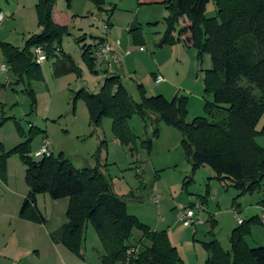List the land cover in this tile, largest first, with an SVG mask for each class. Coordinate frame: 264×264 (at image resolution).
I'll return each instance as SVG.
<instances>
[{
  "label": "rangeland",
  "instance_id": "rangeland-1",
  "mask_svg": "<svg viewBox=\"0 0 264 264\" xmlns=\"http://www.w3.org/2000/svg\"><path fill=\"white\" fill-rule=\"evenodd\" d=\"M75 1L67 6L65 0H56L57 10L65 12L70 23L68 33L60 39L54 55L40 66L41 81H31L29 87L23 86L14 83L8 68L0 72V155L24 140L17 133L15 124L25 133L32 127L37 130L29 143L28 156L33 161L38 160L32 153L46 139L53 156L62 154L77 170L96 169L110 183L113 193L124 196L129 215L151 231L167 233L182 264H204L203 244L211 241L228 251L231 231L240 226L231 212L233 209L237 212L232 203L236 193L229 181L213 180L208 167L191 172L189 160L180 147L179 132L160 121L155 123V114H148L145 122L135 114L127 121L135 141L124 147L112 135L109 118H103L95 130L89 126L83 101L73 100L76 92L83 90L95 94L105 77L118 76L133 103L140 102L138 84L142 85L145 98L163 96L159 92L166 90V97H163L167 101L174 96L186 98L187 123L197 117L214 122L215 112L204 111L205 101L211 102L203 86V72L211 67L209 56L203 55L200 63L197 52L186 46L183 40L160 45L167 17L161 3L150 20H143L142 8L137 6L136 0H107L105 9L112 10L111 14L97 12L86 0ZM9 3L18 8L7 18L1 13L0 43L20 49L30 36L39 32L34 8L36 0H9ZM215 13L214 0H209L204 17L213 18ZM107 20L113 27L111 36L120 43L118 52L123 56L119 64H111L107 73L99 69L92 72L82 59L81 48L106 36L102 26ZM132 21L140 29L139 43H133L126 33L125 24ZM178 26L179 23L172 34L174 37ZM61 59H68L73 70L56 74V63ZM0 65L6 66L1 54ZM155 74L163 78L160 86L154 84ZM27 87L34 94L33 107L24 91ZM263 123L264 114L257 131ZM155 125L157 137H153ZM144 140L151 141L149 154L140 143ZM254 143L264 149V135L255 137ZM5 160V178L0 181V264H82L81 259L52 245L48 238V234L66 223L68 200H52L48 195H38L37 209L45 222L35 224L17 218L19 205L16 200L25 189V168L16 155L7 156ZM244 198L264 199V182L260 193L245 194ZM200 201L201 210L197 211L193 206ZM183 208H192L203 223L183 227L178 222ZM256 208L245 205L237 218L244 224L252 218L259 219L261 213ZM250 225L245 237L247 245L264 248V225ZM140 239L141 233L133 229L128 243L134 245ZM80 251L85 264H99L98 257L103 250L89 224L85 226Z\"/></svg>",
  "mask_w": 264,
  "mask_h": 264
},
{
  "label": "trees",
  "instance_id": "trees-1",
  "mask_svg": "<svg viewBox=\"0 0 264 264\" xmlns=\"http://www.w3.org/2000/svg\"><path fill=\"white\" fill-rule=\"evenodd\" d=\"M70 1L65 0L67 6ZM86 1L97 12L111 14L112 10H105L107 0ZM208 2L164 0L166 30L160 45L183 40L197 52L199 62L203 55L209 56L211 67L203 72V86L211 102L205 101L204 111L209 114L214 111L216 121L197 117L187 123L185 97L174 96L171 101L160 95L145 98L139 84L136 88L140 102L133 103L118 76L105 77L95 94L76 92L73 100L83 101L91 128L96 130L103 118H109L112 135L124 147L135 141L127 126L133 115L143 122L148 114L157 115L155 123L160 121L181 135L180 147L189 160L191 172L205 166L211 170L213 180L229 181L236 193L232 203L238 208L239 198L260 193L264 182V149L254 143L255 137L264 135V123L260 131L256 130L264 114V0H214L215 16L207 19L204 10ZM55 3L56 0H36L39 32L30 36L20 49L0 43L1 57L15 84L29 87L31 81H41L40 67L32 61V48L41 46L48 60L58 49L62 36L68 33L67 26H59L52 20ZM181 19L186 20L187 26L179 28L174 37L175 26ZM139 31L137 25L127 30L133 43L139 41ZM93 48H81L82 59L92 72ZM69 70L73 67L68 59L56 63V74ZM28 87L24 91L33 107L34 94ZM15 126L24 140L0 155V181L5 178L6 157L16 155L25 168L24 183L28 188L18 210L19 219L35 224L45 222L36 207L38 195H48L52 200L67 199L66 223L49 238L76 258L82 260L83 232L89 224L103 250L99 264H182L167 233L151 231L129 215L124 196L113 193L110 183L96 169L77 170L62 154L33 161L28 156L29 143L37 130L31 127L25 133L18 124ZM154 127L153 137H157L158 128ZM140 143L149 154L151 141ZM258 204L264 209V199ZM254 223H260V219L241 222L231 231L228 251L222 250L216 241L203 244L204 264H264V248H250L245 241L249 225ZM133 229L141 233V239L130 245ZM132 248L137 249L136 253L130 252Z\"/></svg>",
  "mask_w": 264,
  "mask_h": 264
},
{
  "label": "crops",
  "instance_id": "crops-1",
  "mask_svg": "<svg viewBox=\"0 0 264 264\" xmlns=\"http://www.w3.org/2000/svg\"><path fill=\"white\" fill-rule=\"evenodd\" d=\"M134 1V0H133ZM164 0H136V2L135 3H137V6L138 7H141L142 8V12H141V18L143 19V20H150L154 15H155V11L154 10H156V8L157 7H159L160 5H158L159 3H161L162 4V2H163ZM73 2H76L75 0H71L70 1V3H73ZM131 2V1H130ZM87 4V3H86ZM131 4V3H130ZM71 5V4H70ZM69 5V6H70ZM84 8H88V5H84L83 6ZM17 6H16V4L14 5V4H10L9 3V0H0V14L1 13H4V15H5V17L7 18L8 16H10V15H14L15 13H16V11H17ZM164 8V10H165V13H166V15H167V10L165 9V7H163ZM91 9L89 8V11H90ZM96 10V9H95ZM105 10H109V9H105ZM51 15H52V20H53V22L55 23V24H57V25H59V26H67L68 27V25H69V23H70V17L65 13V12H62V11H59V10H57V8H56V5L54 6V8L52 9V13H51ZM133 21H136V19H134ZM133 21L131 22V23H126L125 24V27H126V29L128 30L129 29V27L130 26H132V25H135V24H133ZM104 26V25H103ZM103 26H102V32H103V34H106V36H102V38H99V40H96V42L93 44V45H89V44H87L86 46H91L92 48L95 46V45H97V44H100V43H102V42H106V43H108L111 47V51H112V54H114V55H119L118 57L120 58V60H121V57L123 56L122 55V53H119L118 52V47H120V43H119V46H117L116 44H115V41H117V40H115L112 36H111V34H110V32L113 30V27H112V24L109 22V20H108V31L107 32H105L104 30H103ZM185 26H187V22H186V20L185 19H181L180 21H179V26H178V29L179 28H181V27H185ZM112 27V28H111ZM112 29V30H111ZM127 30H126V33H127ZM113 35V34H112ZM176 35V34H175ZM184 36H186V35H184ZM119 53V54H118ZM124 56H126L125 54H124ZM120 62V61H119ZM119 62L118 63H113V64H119ZM201 63V62H200ZM112 64V65H113ZM1 66V65H0ZM94 69H99L101 72H104V73H107V71H109V69H106V68H94ZM109 74V73H108ZM156 77H159V75H157V74H155V76H154V79L156 78ZM161 77V76H160ZM162 78V77H161ZM163 79V78H162ZM123 83V82H122ZM155 84V83H154ZM160 84H163V81L162 82H160V83H158V84H155V85H158V86H160ZM157 88H160V87H157ZM160 94H162L164 97H166L165 96V94L164 93H166V90H162V91H160L159 92ZM27 192H28V188L26 187V185H25V189L19 194V196H18V199L16 200V202H17V204L19 205L18 206V209L20 208V205H21V203H22V201H23V199L25 198V196H26V194H27ZM250 198H252V197H250ZM260 202V200L259 199H257V200H255V199H245L244 198V196L243 197H241V198H239V200L237 201V203H238V208H236L237 209V213H239V210H241V209H243L244 208V206L245 205H253V206H255V208H256V210H258V211H260V213H261V210H262V208H261V206L258 204ZM66 205H67V203H66ZM36 207H37V201H36ZM17 209V210H18ZM253 209H254V207H253ZM16 216H17V218H18V214H16ZM24 221V220H23ZM235 221H236V219H235ZM26 222V221H25ZM237 222V221H236ZM261 224V223H260ZM198 225H200V224H198ZM262 225V224H261ZM58 229V228H57ZM56 229V230H57ZM56 230H54V231H56ZM53 231V232H54ZM51 232V230L49 231V233ZM53 232H51L50 234H52ZM50 234H48V238H49V235ZM49 241H50V243H52L51 242V240H50V238H49ZM52 245H54V246H56L57 248H61L62 246H60V245H57V244H53L52 243ZM63 248V247H62ZM58 251H60V249H57ZM67 251V250H66ZM68 252V251H67ZM83 257V256H82ZM98 258H100V256L98 257ZM84 260L85 259H83L82 258V264H85L84 263ZM98 261H99V259H98Z\"/></svg>",
  "mask_w": 264,
  "mask_h": 264
},
{
  "label": "built area",
  "instance_id": "built-area-1",
  "mask_svg": "<svg viewBox=\"0 0 264 264\" xmlns=\"http://www.w3.org/2000/svg\"><path fill=\"white\" fill-rule=\"evenodd\" d=\"M3 22V16L0 14V25ZM103 30L105 32L108 31V24L106 23L103 26ZM115 44L119 46V42L115 41ZM140 51H143L142 48L139 49ZM32 53V61L35 65L41 66L46 61V55L44 52V49L41 46H35L31 50ZM126 53L125 55H127ZM91 58L94 61V66L96 68H106L110 69L111 64L118 63L120 61V58L117 55L112 54L110 46L106 42H102L98 44L96 47H94L91 50ZM7 70V67L4 65L0 66V72H5ZM163 79L161 77H156L154 80L155 84H158L162 82ZM51 147L49 142L46 139H43L39 148L32 153V156L36 158L38 161L42 160L44 158H48L51 155ZM193 206V205H192ZM197 211L201 210V205L199 202H196L193 206ZM233 216L235 217L238 224H241V220L237 218V212L236 210H231ZM260 223L264 225V209L261 210L260 215ZM178 222L183 227H191L195 226L197 224H202L203 222L198 219V216L195 214L194 210L192 208H183L180 210ZM137 249L132 248L130 250L131 253H136Z\"/></svg>",
  "mask_w": 264,
  "mask_h": 264
}]
</instances>
